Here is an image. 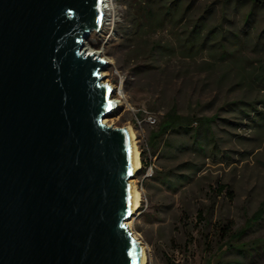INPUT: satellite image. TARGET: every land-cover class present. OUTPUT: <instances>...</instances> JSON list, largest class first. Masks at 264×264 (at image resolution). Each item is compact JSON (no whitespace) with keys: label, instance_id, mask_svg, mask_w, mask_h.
Listing matches in <instances>:
<instances>
[{"label":"rangeland","instance_id":"rangeland-1","mask_svg":"<svg viewBox=\"0 0 264 264\" xmlns=\"http://www.w3.org/2000/svg\"><path fill=\"white\" fill-rule=\"evenodd\" d=\"M141 1L112 0L115 17L84 47L107 64L104 82L118 100L104 122L129 129L140 161L143 155L148 164L132 180L141 203L129 228L146 248L148 264H165L166 258L176 264H264V246H256L264 240V221L237 240L264 203V8L249 4L236 15L234 5L223 9V0H200L193 18L209 5L211 27L220 29L213 44L190 59L169 30L138 33ZM183 1L185 7L191 0ZM183 30L181 25V37ZM155 42L174 53L153 52ZM173 108L184 117L215 119L214 153L203 158L183 134L152 146ZM224 226L232 237L225 238Z\"/></svg>","mask_w":264,"mask_h":264},{"label":"water","instance_id":"water-1","mask_svg":"<svg viewBox=\"0 0 264 264\" xmlns=\"http://www.w3.org/2000/svg\"><path fill=\"white\" fill-rule=\"evenodd\" d=\"M105 0H0V264H142L129 129L85 50Z\"/></svg>","mask_w":264,"mask_h":264},{"label":"trees","instance_id":"trees-1","mask_svg":"<svg viewBox=\"0 0 264 264\" xmlns=\"http://www.w3.org/2000/svg\"><path fill=\"white\" fill-rule=\"evenodd\" d=\"M200 0H191L185 7L183 0H143L138 2L136 9L137 15L135 20H138L139 31L141 36L145 34H154L159 31L169 30L172 37H175L176 41L180 43V50L182 56L186 58L194 59L203 52H205L206 46L213 44L210 42L212 35H217V31L220 28L211 27L210 13L211 7L206 5V10L201 14H198L193 18V14L199 9ZM223 9L230 10V6L234 5V13L237 15L242 8L249 4H253L254 10L257 11L256 6L264 8V0H223ZM141 15L139 16V13ZM257 18L253 23H257ZM184 26L183 33L186 35L181 37L180 27ZM214 36V37H215ZM213 38V37H212ZM217 43V42H214ZM153 52H172L175 49L169 47V45H162L160 42H155L151 48ZM252 111H257L252 104L248 105ZM245 116L247 111L240 110ZM264 118V115H262ZM214 118L207 117H191L181 116L176 108L170 110L168 114L162 119L157 135L152 137L154 143L152 146H157V139H164L171 134H183L188 135L192 140V150L199 153L203 158L208 156V153H214L216 145L214 142V135L212 131V125ZM142 169H146L147 161L142 155L141 158ZM165 182V181H164ZM170 186L176 184L169 183ZM264 221V203L262 204L259 212L249 220V225L240 234H238L237 240L244 236L247 231L251 230L254 226H257ZM223 235L225 238H230L233 234L230 233V228L226 226L222 227ZM256 246H264V240H258ZM234 249L233 247L231 250ZM238 251V249H234ZM242 252L241 250L238 251ZM165 264H176L171 262L167 258Z\"/></svg>","mask_w":264,"mask_h":264},{"label":"bare ground","instance_id":"bare-ground-1","mask_svg":"<svg viewBox=\"0 0 264 264\" xmlns=\"http://www.w3.org/2000/svg\"><path fill=\"white\" fill-rule=\"evenodd\" d=\"M111 2H112V0H105V16H104L105 18H104V21H103L102 28H104V26L106 25V23L109 22L108 19L111 20L113 17H115V8L111 7ZM102 28H101V30H102ZM93 53L92 52H89V54H92L95 57H96V55H98V53H94V54ZM101 75L104 76V74H101ZM116 102L118 103V100H116ZM103 123L106 124V122H103ZM130 134H131L132 141H133V144H134V154H135V158H136V171L134 173H135V175H137V173L140 172V170L142 168V165H141V161H140V154H139L138 148L136 146V141L134 140V138H135L134 137V134L131 131H130ZM133 185H134V191H135V194H136V202H135V209H134V213H136L138 211V209L140 208L141 195H140V192L138 191L136 185L134 183H133ZM126 225L128 227H130L132 225V222L131 223L130 222L129 223L127 222ZM141 253H142V264H148V258H147V254H146V248H144L143 245H141Z\"/></svg>","mask_w":264,"mask_h":264}]
</instances>
